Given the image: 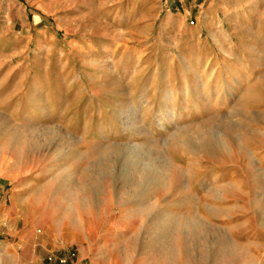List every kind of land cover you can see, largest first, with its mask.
Returning <instances> with one entry per match:
<instances>
[{
    "label": "rangeland",
    "instance_id": "rangeland-1",
    "mask_svg": "<svg viewBox=\"0 0 264 264\" xmlns=\"http://www.w3.org/2000/svg\"><path fill=\"white\" fill-rule=\"evenodd\" d=\"M109 1L0 0V34L5 40L16 35V52L27 48L32 57H44L47 42L40 41L45 33L57 34L74 50L81 37L107 40L110 34L99 23L110 22L109 14L117 16L116 28L111 26L116 29L117 40L111 44L119 53L117 70L104 54L98 56L100 71L80 70L77 87L84 90L79 95L84 104L78 109L85 116L68 124H16V129L35 132L27 138L31 143L52 146L46 133L62 128L83 148L70 155L65 179L69 193L82 201L60 203L66 207L64 216L59 219L48 210L47 217L36 219V227L69 228L75 240L67 244L59 238L63 252L57 259L63 264H264V41L256 42L254 51L256 16L246 10L245 20L224 25L239 29L240 37L223 40L224 58H217L227 69L235 61L230 55L241 53L244 66L250 63L255 71L254 89L249 90L241 88L249 83H238L221 69L211 78L201 76L205 63L192 67L182 52L185 45L172 41V24L142 33L140 25L123 26L129 0ZM258 30L264 35V21ZM201 39L208 42L205 33ZM208 44L217 50L216 44ZM124 51L139 56L120 54ZM217 61L211 59L209 68ZM130 65L133 71L124 73ZM226 78L236 81L235 89L227 88ZM207 86L219 88L203 89ZM172 87L177 105H172ZM87 110L94 120H87ZM93 131L98 135L91 136ZM155 169L163 173L159 185L138 181ZM4 180L1 194L12 205L13 185Z\"/></svg>",
    "mask_w": 264,
    "mask_h": 264
},
{
    "label": "crops",
    "instance_id": "crops-1",
    "mask_svg": "<svg viewBox=\"0 0 264 264\" xmlns=\"http://www.w3.org/2000/svg\"><path fill=\"white\" fill-rule=\"evenodd\" d=\"M167 3L164 5V0H139V4H135L134 0H129L126 4L130 5L129 11L124 17L123 26L140 25V32L148 33L150 27L172 24V41L185 45L182 52L191 59L192 67L201 68L200 65L205 63L200 70L201 76L207 74V77L211 78L213 73H218L221 69L225 74L232 75V79L238 80V83H249V86L252 84L251 74L254 70L251 71L250 63L244 66V56L241 53L234 54L232 51L230 56L235 59L234 65L227 66V69L222 66L220 60L217 61V58H224L222 53L224 45L221 47L223 40L240 37L239 29H225L224 25L230 20L231 27H234L235 22L238 24L241 20H245L246 10H251L256 16L257 24H254L251 38L253 41L251 46L256 51L258 47L256 42L262 39L264 41V35L258 33V27L264 21V6H262L264 0H197L195 4L189 1L185 3L182 0H167ZM115 4V0L108 3V5ZM164 7L166 10L160 22V14ZM136 10L138 11L134 12ZM194 11L196 12L193 17ZM106 19L110 22L103 21L99 25L110 34L105 36L108 37L107 40L105 38L101 40L95 35L81 37L80 42L74 41L77 46L75 50L71 45L61 42L57 34L45 33L43 40L40 41L47 42L44 57H32L31 53L26 51L27 48L17 53L16 35L5 40L4 35L0 34V176L2 179L0 181V264H63L57 259V255L63 252L59 238L65 239L67 244L70 240H75L70 239L72 235L69 228L64 230L61 226L50 225L37 228L35 224L36 219L49 215L48 210L54 217L59 219L63 217L66 207L60 203L82 201L74 192L69 193L65 179L70 155L75 156L83 148H78L75 135L71 137L69 131L62 128H55L46 133L53 142L52 146L42 145L39 142L31 143L27 138L33 137L35 132L16 129V124L20 126V122L31 121H56L68 124L69 121H77L85 116L84 111L78 109L84 104L82 97L79 96L84 90L80 92L81 89L77 87L81 79L80 70L100 71L102 64L98 56L101 54L106 55L111 66L117 70L115 54L119 53L115 45L111 44V41L117 40L116 29L111 27H115L117 16L112 13L106 16ZM191 19H195L194 22H191ZM128 30L123 33L129 34L132 28ZM203 33L207 35L209 43L216 44V51H211L208 42L201 39ZM25 47L26 45L23 48ZM120 54L133 55L126 51ZM138 56L133 55L135 59ZM41 59L44 61L43 64L38 63ZM211 59L217 61L212 69L208 66ZM130 68L124 73L132 72L131 65ZM227 78L225 83L231 85L227 88L235 89L236 81H228ZM249 86L244 85L241 88L254 89L253 86ZM208 88L218 90L219 87L215 86L213 89L208 86L203 87V89ZM70 95L73 96L71 99ZM177 95L176 89L172 87V105L179 103ZM98 105H101L99 101ZM124 105L129 106L126 102ZM86 112L89 113L88 110ZM254 112H257V108ZM88 117L87 120H94L92 112ZM96 135H98L97 131L91 136ZM85 136L82 135V138ZM35 162L37 165L32 166L33 169L24 170L26 165L31 163L33 165ZM5 178L13 185L10 196L12 205H7L9 199L1 194L6 183ZM50 186L52 189L48 194L46 192ZM50 254H55V257L49 259Z\"/></svg>",
    "mask_w": 264,
    "mask_h": 264
},
{
    "label": "bare ground",
    "instance_id": "bare-ground-1",
    "mask_svg": "<svg viewBox=\"0 0 264 264\" xmlns=\"http://www.w3.org/2000/svg\"><path fill=\"white\" fill-rule=\"evenodd\" d=\"M168 101L166 102V105H168ZM168 107V106H167ZM216 143H217V147L218 148H220L221 149V147L223 146L222 145V142H219V140L218 141H216ZM154 168V167H153ZM162 175H163V173H161V174H159L157 171H156V169L155 170H152V171H148V173H145V174H143V176L141 177V180H138V181H143V183L146 185H154V186H157V185H159L160 184V182H161V179H162ZM138 181H133V182H131V184L133 183L134 184V186L136 185H139L140 184V182H138ZM132 197H134V194H132ZM193 225H199V224H197V223H193L192 222V226ZM186 227H189V228H191V226L190 225H187ZM191 231V230H190Z\"/></svg>",
    "mask_w": 264,
    "mask_h": 264
}]
</instances>
